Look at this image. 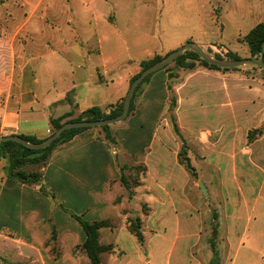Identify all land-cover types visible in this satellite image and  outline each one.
<instances>
[{
	"label": "crops",
	"instance_id": "crops-1",
	"mask_svg": "<svg viewBox=\"0 0 264 264\" xmlns=\"http://www.w3.org/2000/svg\"><path fill=\"white\" fill-rule=\"evenodd\" d=\"M22 1L42 5L45 11L63 6L57 0ZM121 17L115 9L101 17L85 16L89 30L84 31L61 14L2 17L0 136L44 139L53 130L51 120L67 122L92 107L109 113L126 97L141 62L178 49L158 46L140 54L110 45V39L98 33L99 23L121 37L119 30L128 29L121 26ZM171 97L191 164L226 163L234 181L238 165L260 168L264 78L258 69L220 71L197 65L192 71L153 73L137 93L133 112L114 124L118 127L110 126L114 143L101 128L76 134L57 146L40 168L39 185L10 179L8 158L0 157V264H91L82 249L86 235L72 213L88 223L110 222L99 230L100 244L112 248L102 253V264H203L195 254L203 214L189 196L191 174L178 160L181 142L169 116ZM163 113L166 119H161ZM254 130L262 135L249 144L247 135ZM139 165L146 170L132 187V197H125L121 177L129 178ZM225 198V241L232 244L234 233L246 232L243 222H251L254 205L244 197L230 208ZM132 217L142 220V242L128 229ZM234 240L237 243V236Z\"/></svg>",
	"mask_w": 264,
	"mask_h": 264
},
{
	"label": "rangeland",
	"instance_id": "rangeland-1",
	"mask_svg": "<svg viewBox=\"0 0 264 264\" xmlns=\"http://www.w3.org/2000/svg\"><path fill=\"white\" fill-rule=\"evenodd\" d=\"M30 1L36 2L37 0ZM49 1L52 0H46L47 3ZM57 1L63 6L50 7V10L45 11L42 5H26L22 0H6L8 3L6 4L4 0H1L0 20L8 15L23 16L34 12L61 14L63 19L72 18L78 30L84 31L89 30L87 23V29L84 27L83 18L85 16L101 17L106 12L115 9L122 16L121 26L128 29L119 30L122 36L115 37V34H111L109 26L101 21L98 33L110 39L109 44L119 49L132 50L140 54L144 49L158 46L161 50L168 47L174 49L182 47L186 44V38L192 37L194 41L192 43L212 56L220 54L226 57L229 52H232L239 59L251 58L249 46L244 37L254 26L264 22V0H124L121 6L119 4L123 0H111L110 3L89 0L92 5H87V0H70V3L65 0ZM112 1L116 3L115 7ZM112 18L113 14H110V19ZM2 24L4 23L0 21V26ZM71 34L72 32L69 31L68 35ZM91 43H94L93 39ZM165 55L166 53L160 51L148 56L145 61ZM177 68L174 63L167 66V69ZM141 70V65H139V71L135 76ZM162 70L164 71L161 69L155 73ZM259 71L263 75V72ZM135 76L131 78V81ZM169 114L174 115V113ZM164 115L165 113L161 119ZM111 127L118 126L112 125ZM98 128L100 127H94V129ZM53 133L54 129L49 136ZM249 133L253 139L251 143L262 135L261 130L249 131ZM262 154L264 155V151ZM3 161L5 164L8 163L6 160ZM191 165L196 171V177L191 174L188 192L193 202L202 211L204 221L201 242L195 250L197 257L202 260L203 264H264V158L259 169L238 165V176L235 181L232 179V169L226 163L220 167V165L205 164L201 160L197 162L194 160ZM40 167L28 166L27 171L40 172ZM199 181L207 189L209 198L200 189ZM126 195L129 196L127 190L125 197ZM244 197L251 200V206L254 205L252 220L248 224L246 220L243 222L242 230L248 227L246 232H241L240 235L234 233L231 237V244L225 241L227 229L222 207L223 201L224 198L228 199L231 208L233 205L230 203L240 201ZM215 225H218L216 232L213 230ZM260 233L263 234L262 238L259 237ZM241 234H243V240L238 244ZM236 236L237 243L234 240Z\"/></svg>",
	"mask_w": 264,
	"mask_h": 264
},
{
	"label": "trees",
	"instance_id": "trees-1",
	"mask_svg": "<svg viewBox=\"0 0 264 264\" xmlns=\"http://www.w3.org/2000/svg\"><path fill=\"white\" fill-rule=\"evenodd\" d=\"M245 42H247L252 58H260L264 61V22L257 24L244 38ZM215 57L219 59H227V60H236L239 59L238 56L235 53H228L226 57H223L221 55H215ZM163 57L156 56L153 60L149 61H143L141 62V68L142 70L147 69L151 65L155 64L156 62L160 61ZM178 68L192 71L197 68V65L203 66L205 68L214 69V70H220V71H230V70H238L240 68H234V69H222L214 65H210L206 63L204 60H202L195 52L193 51H186L182 55H180L174 62ZM252 69H259L263 72V78H264V70H262L260 67L251 66ZM163 69H167V66ZM141 70V71H142ZM139 75V74H138ZM136 75L131 83L135 80V78L138 76ZM153 75L150 74L147 76L137 87L135 94L132 99L131 107L128 116L133 112L134 110V101L137 96V93L141 86ZM170 77L172 78L173 75L170 74ZM169 89L171 87L169 86ZM125 100V99H124ZM124 100H122L117 105L113 106L109 113H104L101 109L98 107H92L86 112L80 114L76 119L67 121V122H80V121H99V120H105L117 117L121 114L123 109V103ZM176 106V100L174 97H171V105H170V113H174V108ZM127 116V117H128ZM173 132L181 142V148L178 154V160L179 163L190 173L193 177H196V171L192 167L190 159L188 157V151L189 147L187 145L186 139L181 134L178 125L176 123L175 115H169ZM52 127L54 129V132L56 129H58L63 123L62 119H56L51 120ZM105 132V138L114 143L115 139L112 136L110 126H104L100 127ZM90 128H77V129H71L63 132L50 146H48L45 149L42 150H32L27 147H23L22 145L7 141V142H0V157H7L9 161V167H8V176L10 179L14 181L21 182L23 184L27 185H39L42 181V175L41 172H28L27 167L28 166H35V167H43L47 164L52 152L55 150L57 146H59L62 143H65L69 140H71L76 134L87 130ZM258 131V130H255ZM21 138L25 139L28 142L31 143H40L44 139H39L34 136H24L19 135ZM253 139L251 137V134H248V142H252ZM40 167V168H41ZM135 170V173L128 177L125 175H122L121 177V183L125 187L127 191H129V198L132 197V187L136 186L138 184L139 176L145 172V167L142 165L133 167ZM133 170V171H134ZM139 173H136L138 172ZM137 175V176H136ZM44 191V189H41ZM45 192V191H44ZM131 192V193H130ZM74 219H76L80 225L83 228V231L86 235V241L82 247V249L86 252L90 259L91 264H102L101 255L103 252H109L112 250L110 246H103L99 242V230L103 227L110 226V222L106 221H100V222H94V223H88L82 219L81 216L71 214ZM142 220L140 217H135V219H130L129 224V231L137 237V239L142 242L143 241V234H142ZM217 225L213 227V230L217 229Z\"/></svg>",
	"mask_w": 264,
	"mask_h": 264
},
{
	"label": "water",
	"instance_id": "water-1",
	"mask_svg": "<svg viewBox=\"0 0 264 264\" xmlns=\"http://www.w3.org/2000/svg\"><path fill=\"white\" fill-rule=\"evenodd\" d=\"M186 51H193L206 63L217 66L222 69H234V68H241L246 66H256L264 70V61L260 58L251 57L245 59L240 58L236 60L219 59L203 51L200 47H198L194 43L187 42L182 47L168 53L160 61L156 62L155 64L151 65L145 70H142L139 73V75L135 78V80L130 84L129 90L127 92V95L123 103L122 112L119 116L110 119L99 120V121H80V122L63 123L58 129L55 130L53 134L48 136L40 143L28 142L18 135L0 136V142L12 141L32 150H42L50 146L63 132L67 130L77 129V128L104 127V126H111L120 123L124 121L129 114L132 99L139 84L150 74L155 73L156 71L161 70L164 67L168 66L169 64L173 63L180 55H182ZM198 185L200 189L204 192V194L209 198L208 191L203 185V183L199 181Z\"/></svg>",
	"mask_w": 264,
	"mask_h": 264
}]
</instances>
